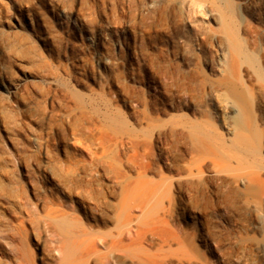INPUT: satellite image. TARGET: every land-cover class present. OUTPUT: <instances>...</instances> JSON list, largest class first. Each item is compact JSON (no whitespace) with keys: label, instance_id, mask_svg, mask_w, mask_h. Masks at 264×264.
<instances>
[{"label":"rangeland","instance_id":"1","mask_svg":"<svg viewBox=\"0 0 264 264\" xmlns=\"http://www.w3.org/2000/svg\"><path fill=\"white\" fill-rule=\"evenodd\" d=\"M0 264H264V0H0Z\"/></svg>","mask_w":264,"mask_h":264}]
</instances>
